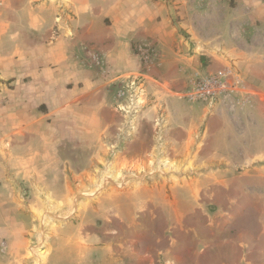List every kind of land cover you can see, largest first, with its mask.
Wrapping results in <instances>:
<instances>
[{"label":"rangeland","instance_id":"1","mask_svg":"<svg viewBox=\"0 0 264 264\" xmlns=\"http://www.w3.org/2000/svg\"><path fill=\"white\" fill-rule=\"evenodd\" d=\"M239 5L249 0H0V113L11 119L28 108L30 136L41 134L29 146L31 164L42 166L0 181V264H264V253L249 249V196L240 183L191 187L207 162L198 156L203 127L182 131V118L198 105L209 114L237 106L186 92L226 68H194L184 86L167 90L152 38L132 43L140 65L126 74H112L96 41L84 40L76 56L90 76L79 78L58 61L60 51L33 52L26 37L35 9L46 48L83 37L78 11L104 28L97 34L106 44L137 16L147 25L150 16L167 17L169 31L190 41L212 34Z\"/></svg>","mask_w":264,"mask_h":264},{"label":"crops","instance_id":"2","mask_svg":"<svg viewBox=\"0 0 264 264\" xmlns=\"http://www.w3.org/2000/svg\"><path fill=\"white\" fill-rule=\"evenodd\" d=\"M147 9L153 13L150 7L140 12H146ZM33 11L35 18L32 26L36 24L38 27L25 35L30 39L28 42L33 52L60 51L58 61L79 78L82 75L90 76L80 70L82 63L77 61L76 56L79 43L84 40L96 41L95 46L112 74H126L137 72L140 65L139 58L132 50V43H144L149 38L157 43L162 68L160 73L164 78L163 84H159L167 90L184 86L188 75L196 71L194 68L200 69L203 74L231 68L239 76L242 88L236 98L246 96L244 105L237 106L234 114L226 110H212L209 114L208 107L194 106L182 118L181 129L191 134L195 132V127L198 130L203 127L198 156L204 157L207 162L199 164V170H195L201 175L192 180L191 187L200 192L207 183H213L215 187L226 184L229 179L240 183L238 190L243 196H249V249L264 253V0H249V6L239 5L231 17L219 18V26L212 34L197 39L193 37L190 41H186L179 33L169 31L173 29L167 17L159 22L150 16L147 25V22L143 23V18L137 16L113 43L106 44L97 34L104 28L93 19L82 21L78 11L75 28L84 31L83 37L77 32L76 37L65 39L64 44L56 43L52 48L42 44L45 22L39 20L41 12ZM29 35L35 38L32 40ZM92 35L98 37L93 38ZM15 93L16 90L9 92L12 97ZM11 104L7 103L4 110ZM196 108L199 110L195 111ZM27 109L24 105L21 109L17 108L16 117L11 119L7 114L0 113V181L7 178L10 182L7 175L15 169L41 171L42 166L31 164L33 153L29 146L39 144L41 134L37 128L30 136L32 129L26 123ZM167 123L173 124L171 119ZM216 156H220L217 161L214 160ZM235 173L240 175H226ZM105 203L100 199L98 205L103 207Z\"/></svg>","mask_w":264,"mask_h":264},{"label":"built area","instance_id":"3","mask_svg":"<svg viewBox=\"0 0 264 264\" xmlns=\"http://www.w3.org/2000/svg\"><path fill=\"white\" fill-rule=\"evenodd\" d=\"M241 88L242 80L232 69L226 68L197 78L186 92V97L203 103L218 101L234 109L247 100L246 96L236 98Z\"/></svg>","mask_w":264,"mask_h":264}]
</instances>
